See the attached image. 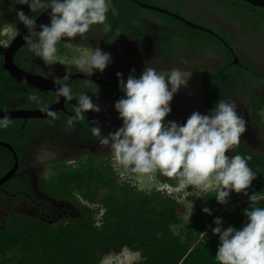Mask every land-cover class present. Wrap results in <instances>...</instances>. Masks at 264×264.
<instances>
[{
	"label": "clouds",
	"instance_id": "clouds-1",
	"mask_svg": "<svg viewBox=\"0 0 264 264\" xmlns=\"http://www.w3.org/2000/svg\"><path fill=\"white\" fill-rule=\"evenodd\" d=\"M13 3L26 5L31 14L39 12L41 15L50 10L48 12L49 23L40 24L39 30H37L36 18L33 15H26L22 10L14 9L16 21L26 29L22 39L27 44L28 52L39 58L45 65H53L58 62L57 46L59 42L85 50L80 54L71 56L67 60L68 64H63L66 66L64 67L65 74L62 77H51L55 86L53 93L56 102H59L60 98L65 101L64 111L67 110V103H73L74 99L76 101L75 105L71 106L72 115L66 117L65 120L68 127H71L75 121L85 119L84 114L88 111L94 112L95 115L101 118L106 116L108 121L116 119L115 112L108 105L102 102H99L98 105L93 103L92 96L89 95V93H92L93 96L100 93L97 96L100 97L103 89L106 88L104 84H101L104 82L92 76L94 72L108 71L112 77L107 80L109 82L118 81V89L123 93L122 97L113 105L114 110L118 113V119L121 120L114 122L122 123L121 126L114 132H109L106 136L101 135L99 126L90 127L91 134L97 137L98 145L108 148L109 151L104 150L105 154L91 151L90 153L94 154H87L82 158L60 159L63 168L61 170H50L53 171L50 174L52 176L44 180V178L39 179L38 176L50 172L43 171L38 167V165H46L50 162V159L47 161L38 159L42 153H48L43 149L44 146L39 147L40 142L32 140L27 147L19 152L10 144L17 154L19 167V158L23 156V150L32 154L29 171L34 178L38 179L36 185L39 186L41 182L46 185L60 173L87 172L90 170L91 165H82L81 162L85 163L94 158L96 163L103 162L107 164L108 167L104 168H108L115 178H117L116 172L119 174V171L113 167H120L128 172L144 175L140 180V185L147 184L149 188L153 189L152 191L143 188L141 190L125 182L121 183L147 194L160 193L176 201L179 205V195L184 191L192 190L199 193L211 191L214 193L213 196L218 204H225L230 193H243L247 195L248 199V207L243 209L246 223L239 229L232 226L225 228L219 217L213 220L215 226L211 231L213 235L218 236V246H216L213 258L217 264H264V207L256 206V202L264 200V192H254L251 195L247 193V189L255 179V172L248 165L251 157L242 156L235 151L241 142L244 131H249L244 118L237 114L236 102L231 99H219L208 113L201 114L194 111L183 124H178L181 123L178 121H176L177 123L166 121L164 118L171 111L170 101L181 87L187 86L190 75L185 78L182 70L178 68L159 69L158 71L151 66L150 62H146L144 67L141 65L127 68L126 65L129 59L125 60L124 56L116 61L111 59L108 47L104 46L103 42L102 45H99L98 41L105 36L104 32L107 33L110 30L111 26L107 22V14L110 11L113 15L116 13L112 0H13ZM148 16L145 13L141 15V18ZM14 21L15 19H12L1 27L0 45L2 48L0 50L2 53L0 52V54L3 55V59H5L6 48L13 43L22 31L16 29ZM93 26H100L102 30L94 29L91 31ZM134 27L137 28L136 25ZM89 31L94 34L91 35ZM127 31L136 33L138 30L130 28ZM85 35L89 37H85ZM87 42H91L97 47L93 48ZM128 44L127 41L123 42L118 53L126 49ZM98 46L102 47L104 51ZM58 64L60 65L62 62ZM108 64L111 65L106 67ZM112 64H115V66H112ZM130 69L133 71L132 74L128 73ZM122 74H127V78L123 79ZM71 75L73 78L68 83ZM78 75H84L85 77ZM74 78L78 80L85 79V85L83 86L86 89H91L88 85H100V87L95 86L91 91L76 93L70 85ZM88 79L94 80L96 84ZM184 89L191 90L185 87ZM28 99L35 101L40 111L47 117L52 120L56 119L55 112L50 110L47 104L41 103L38 95L30 93ZM10 122L8 116L0 117V129L6 128ZM31 122L33 121L29 123ZM259 122L264 123V121ZM27 126L29 127V124L25 127ZM260 127L263 129L262 125ZM8 150L13 155V152L10 149ZM226 152H231V154L227 155ZM56 155L60 158L57 152ZM109 157H111L113 167L110 164ZM13 159L15 163L14 155ZM14 163L9 166L10 169L6 173L13 168ZM36 168L39 171H36ZM94 169L98 173L104 172L102 168L95 167ZM158 174L174 178L176 183L171 184L162 181ZM10 180L8 181L10 182ZM103 190L106 193L105 189ZM34 193L37 195L36 192ZM81 193L80 190L74 188L72 200L79 202L82 207L85 205L90 206V208L101 206L100 203L92 205L89 203L90 201L83 198ZM53 197L64 200V198L54 195ZM27 200H29V197ZM59 206L51 208L54 212H57ZM202 211L211 214L206 207ZM37 213V219L51 225L54 229L64 228L72 221L70 219L62 222L52 220L47 216L49 214L47 206L39 207ZM85 216L86 213L82 216L79 215L73 221ZM180 217L184 220V217ZM99 218L100 214L97 215L96 220L99 221ZM204 235L210 234L202 232L200 240L203 239ZM124 250H130L138 254L140 260L136 264L141 261L139 252L126 247L119 253L106 255L98 264H101L103 260L111 255L121 254Z\"/></svg>",
	"mask_w": 264,
	"mask_h": 264
},
{
	"label": "trees",
	"instance_id": "trees-1",
	"mask_svg": "<svg viewBox=\"0 0 264 264\" xmlns=\"http://www.w3.org/2000/svg\"><path fill=\"white\" fill-rule=\"evenodd\" d=\"M5 1L16 9L23 11L25 8L29 11L26 5L14 4L13 0ZM140 1L149 4L159 2L160 6H168L171 10L182 14L181 1ZM202 1L206 6L223 13L229 20L239 21L247 31L253 18L260 19L261 25L258 26L260 30L264 24L262 13L264 8L244 0ZM112 5L116 13L113 15L110 11L107 14V22L111 26L107 33L114 43L121 42L128 29H137L134 26H137L142 14L152 11L141 7L134 0H112ZM4 9L6 13V8ZM153 18L158 22H166L169 26L166 29L161 28V35L166 37V44L173 43L175 40L173 33L178 32L177 41L185 40L192 45L208 46L213 51L221 52L225 57L231 56L215 37L200 31L199 28L163 13ZM94 29L102 30L100 26H93L91 31ZM139 31L136 36L143 37ZM143 38L146 40L145 37ZM3 61V55L0 54V108L4 107V99L7 95L28 97L33 93L38 95L42 103L51 99L53 93L50 91H42L33 86L25 87V84L12 77L3 68ZM222 71L220 69L215 74L209 73L206 77H212V82L213 77L216 79ZM83 85H85L83 79H75L71 87L75 92L77 89L81 90ZM28 103L34 104L35 101L29 100ZM62 118H65V112L60 111L56 113L55 120L49 119L57 123ZM10 121L6 128L0 129V138L11 141L14 148L21 152L33 140L31 133L33 127H23L22 121L11 119ZM75 124L78 123L74 122L72 126ZM235 151L242 156L251 157L248 165L255 172V179L251 182L247 193L251 195L254 192H264V153L254 151L242 138ZM0 156L9 162V166L13 165V155L7 148L0 146ZM81 164L91 165L90 170L84 173L81 171L60 173L45 185L46 190L51 195L69 200L74 195L73 189L76 188L82 192L85 200L90 201L89 203L92 205L100 203L101 206L97 208L83 206V213H86L84 218L79 217L59 229H54L40 219L34 220L35 218L31 216L15 213L13 217L15 225L0 231V264H98L106 255L119 253L126 247L140 253L141 261L138 264H217L213 257L218 246V236L204 235L200 240L199 234L205 224L203 217H207V221L213 219L211 214L204 213L202 209L206 205L209 208L224 206L221 220L225 228L232 226L239 229L246 220L243 209L248 207V199L243 193H230L225 204H218L211 191L206 193L204 200L200 197L196 198L192 207L193 214L188 223L178 215L181 208L176 201L160 193L147 194L118 182L113 173L108 168H104L108 167L107 164L96 163L94 158ZM95 167L102 168L104 172L98 173ZM158 177L162 181L176 183L174 178L159 174ZM23 186L21 183V187ZM26 191L35 201H41L31 187L30 190L25 189V193ZM101 191L103 192L100 193ZM236 203L239 205L233 206ZM256 206L264 207V200L256 202ZM98 214H100L99 221L96 220ZM177 227L178 230L186 231L184 237L176 233Z\"/></svg>",
	"mask_w": 264,
	"mask_h": 264
},
{
	"label": "flooded vegetation",
	"instance_id": "flooded-vegetation-1",
	"mask_svg": "<svg viewBox=\"0 0 264 264\" xmlns=\"http://www.w3.org/2000/svg\"><path fill=\"white\" fill-rule=\"evenodd\" d=\"M176 1L182 2L181 13L183 15L166 6L161 8L180 15L186 21L204 27V29L199 30L215 37L229 51L231 56L225 57L221 52L213 51L208 46L192 45L185 40L177 41L178 32L173 33V36L175 35V38L173 37L175 39L173 40L174 42L166 44V37L161 35V28H169L167 23L158 22L154 18L145 19V17L139 20L137 30H141L139 32L142 33V36L146 40L143 37L136 36L138 31L135 33V36L132 32L126 31L123 40L119 44H113L114 41L110 37V34L106 33L98 41L99 45H102L103 42L104 46L108 47L111 59L115 61L123 56L125 60L129 59L126 65L127 68L141 65L144 67L146 62H150L151 66L155 67L158 71L159 69L169 70L178 68L182 70L185 77L189 75V77H195L194 75H197L199 83L195 88L196 90H190L187 86L185 88L190 91L180 88L170 101L171 111L164 119L166 121H178L181 122L178 124H183L194 111L201 114L208 113L219 99L234 100L237 105V114L244 118L247 128L249 127V131L245 130L244 133L247 135L254 133L256 136L253 146L250 147L254 151H257V153H264V123L259 122L264 121L262 114V110L264 109V55L262 52V48H264V24L260 30L258 28L261 25L260 19L253 18L249 24V31H247L239 21L229 20L223 13H219L213 8L206 6V3L202 0ZM194 7L198 8V12L189 10ZM4 8H6V13ZM14 9L16 8L11 3L0 0V32L1 27L12 19H15L16 29L20 31L25 29L22 24L16 21ZM23 12L26 15H33L34 18L40 15L39 12L31 14L26 9ZM189 13L194 14L200 22L192 19ZM262 13L264 15V11ZM90 33L91 35L94 34L93 32ZM85 37L89 36L85 35ZM125 41L129 44L126 49L118 53L121 44ZM0 48H2L1 45ZM26 48L27 44L25 42L14 56L13 60L18 67L27 72L48 78L55 76L57 73L60 76V65L58 63L45 65L39 58L34 57L28 52ZM0 52L2 53L1 50ZM256 53L260 59L258 57H251ZM243 54L247 55L244 56ZM220 69L223 71L219 73L216 79L213 77L212 84V77L209 76L208 78L206 75L209 73L215 74ZM62 74L64 75L65 72ZM92 76L104 82L101 84L106 86L100 97H97L100 93H96L94 96L92 93H89L92 96L93 103L98 105L99 102H102L108 105L115 112V120L108 121L106 116L101 118L95 115L94 112L88 111L84 114L85 119L75 121L78 124L68 127L65 120L66 117L72 115L71 106L75 105V99L73 103L66 104V111H58L65 112V118L59 119L57 123L51 121L50 117L41 119L9 118L15 121H22L23 127L28 124L33 127L31 132L33 140L40 142L38 146H44L43 149L53 156L48 164L38 165L41 170L44 171L45 167H47L45 169L47 171L52 169L61 170L63 167L61 166L60 159H68L69 157L82 158L87 154H94L90 153L91 151L102 154H105V149L109 151L108 148L98 145L97 137L91 134L90 127L99 126L101 135L106 136L109 132H114L121 126L122 123L114 122L121 120L118 119V113L114 110L113 105L122 97L123 93L118 89V81L109 82L107 80L112 77L108 71H103L102 73L94 72ZM127 76V74H122L123 79H126ZM72 78L71 75L69 80ZM75 79L77 78H74L70 85L74 83ZM88 80L95 82L94 80ZM223 80L224 83H222ZM28 86L30 85L25 84V87ZM83 88L81 87V90L77 89L75 92L91 91V89H86L84 86ZM50 93L53 92L50 91ZM28 101V97L25 95L17 97L7 95L4 99V107L0 108V111L25 109ZM55 101L53 93L49 100V107ZM30 121H33L35 126L33 122L29 123ZM260 125L263 126V129ZM56 152L60 158L57 157ZM225 154L230 155L231 152H226ZM31 155L26 150H23V156L19 158L20 167L17 175L11 178L10 182H5L0 186V231L15 225L13 219L15 213L19 215L25 214L35 218L34 220H39L37 219L39 207L47 206L49 211L47 216L58 222L66 219L73 221L77 216L84 215L83 207L79 202L73 201L72 198L69 200H59L36 185L38 179L34 178L33 174L29 171ZM9 169V162L3 156H0V170H3L2 173L0 172V178ZM21 183H23V187H21ZM30 187L33 192L37 193L38 199L41 200L40 202H35L34 198L27 191L25 193V189L30 190ZM27 196L30 201L27 200ZM54 206H59L57 212L52 210L51 207Z\"/></svg>",
	"mask_w": 264,
	"mask_h": 264
},
{
	"label": "rangeland",
	"instance_id": "rangeland-1",
	"mask_svg": "<svg viewBox=\"0 0 264 264\" xmlns=\"http://www.w3.org/2000/svg\"><path fill=\"white\" fill-rule=\"evenodd\" d=\"M185 4H187V2H185ZM151 5L158 6V7H163L162 5L160 6V3L159 2L158 3L157 2H153ZM166 7H168V6H166ZM189 10L190 11H197L198 12V8H196V7L192 8V9H189ZM189 14H191V13H189ZM147 15H149V16L148 17H145V19H151V17L159 16L160 13H158L156 11H150V12L147 13ZM191 16H192V19H194L197 22H200L199 19L194 14H191ZM204 24H206V23H204ZM132 33L134 34L135 32H132ZM87 44L90 45V46L92 45L93 48L97 47V46H94L91 42H87ZM99 48H101V50H102V47H99ZM57 49H58V53H57L58 62L57 63H61L62 62V64H60V67H59L60 68V72H59L60 73V76L58 75V73L55 74V76L62 77L63 76L62 73L65 71V68L64 67L66 66V65H63V64H68L67 63V60L71 56L80 54V53H82L85 50L82 49V48L65 45V44H63L61 42L58 43ZM102 51H104V50H102ZM262 52H263V55H264V48H262ZM243 55L246 56L247 54H243ZM251 57H258L260 59V57H259V55L257 53L255 55L251 56ZM109 65H111V64H108L106 67H108ZM112 66H115V64H112ZM128 73L129 74H132L133 73L132 69H130L128 71ZM194 76L195 77H189L188 80H187V84L186 85H187L188 89L194 90L197 87L198 83H199V78L197 77V75H194ZM185 78H187V77H185ZM94 84H96V82H94ZM88 86L91 89H93L95 86L97 88L100 87V85H93V86L88 85ZM184 87H181V89H184ZM44 104H47V106L49 107V101H47ZM23 110H40V109H39L37 103L35 102L34 104L27 103L25 109H23ZM262 114L264 116V109L262 110ZM0 141L6 142L8 144H11L12 143L11 141L6 140V139H2V138H0ZM45 147H47V146H45ZM51 158H53V156L51 154H48V153H45V152L42 153L38 157V159L40 161H47V160H49ZM109 160H110V164L113 167V162L111 160V157H109ZM46 168L47 167H45L44 170ZM113 168H115L117 171H119V174H117V172H116V177H117L118 181L128 183L131 186H133L135 188H139L141 190H142V188L143 189H146L147 191H152L153 190L152 188H149L147 184H143L142 186L140 185L141 184L140 180H141V178L144 175L142 176V175H139V174H134V173L128 172V171H126V170H124L123 168H120V167H113ZM36 171H39V169L36 168ZM0 172L2 173L3 170H0ZM32 172H35V171H32ZM52 172L53 171L46 172L43 175H38L39 176V179L44 178V180H47L48 177L50 176V174ZM39 187L42 190H44V191L47 192L45 183H43V182L39 183ZM199 197L204 200L205 197H206V193H199V192H195V191H192L191 190V191H184V192H182L179 195V201H180V206H181L180 216L184 217V220L186 222H188V223H189V221L191 219V215L193 214L192 207L194 206V203H195L194 202L195 201L194 198L196 199V198H199ZM240 198L243 199L242 197H240ZM238 205H239V203H236L233 206H238ZM205 207L210 210V213L213 216V219L210 220V221H207V217H203V220L205 221L204 222L205 224L203 225V229L200 231V234H202V232L203 233H209L210 235H212L214 237L216 235H213L212 234V231H211V229L215 226L214 223H213V220L215 218H217V217H219L221 219V216L223 215V211L225 210V207L223 206L222 208H220V207L218 208L217 206H214V208H211V207L209 208L208 205H206ZM230 208L233 209L232 207H230ZM244 223H246V221H244ZM223 227H225L224 226V222H223ZM176 233L178 235L179 234H182V236L184 237V235L186 234V231H183L181 229L180 230L177 229L176 230ZM183 237H182V239L184 240ZM198 240H199V238H198ZM139 260L140 259H138V254H135V253H133L130 250H124L119 255H111V256L107 257L105 260L102 261L101 264H136Z\"/></svg>",
	"mask_w": 264,
	"mask_h": 264
},
{
	"label": "water",
	"instance_id": "water-1",
	"mask_svg": "<svg viewBox=\"0 0 264 264\" xmlns=\"http://www.w3.org/2000/svg\"><path fill=\"white\" fill-rule=\"evenodd\" d=\"M135 1L143 8L153 10V11H157V12L164 13V14H168V15H172L174 17L179 18L182 21H185L186 23H188L189 25H191L193 27H196L199 29H204V27L199 26L197 24H194L192 22L186 21L180 15L174 14V13H172L166 9H163L161 7L154 6L151 4H147V3H142V2L137 1V0H135ZM244 1L250 3L254 6L264 8V0H244ZM49 11L50 10H47L46 12L42 13L39 17L36 18L35 24L37 25V30H39L40 24H48L49 23V17H48ZM25 32H26V29H23L21 31V33L15 38L13 43L8 48H6L3 66L13 77L18 79L19 81L26 83L28 85H31L35 88H38L39 90H42V91L54 92L55 86H54L51 78L27 72L26 70H23L22 68L18 67L13 60V57L16 54L17 50L25 43V41L22 39V35ZM210 32H212V31H210ZM78 76L85 77L84 75H78ZM70 81H71V79L68 81V83ZM64 104H65L64 99L60 98L59 102L55 101V103L53 105H51L49 108H50V110L54 111L55 113L59 110L64 111L65 110ZM2 116H8L9 118H24V119L47 117L40 110H23V109L11 110V111H0V117H2ZM242 138L244 139V141L247 142L248 145L253 146V142L255 141L256 136L254 135V133L252 135H248V136L246 135V133H244V134H242ZM0 146H5L8 149H10L13 152V155L15 157V163H14L13 168L0 179V186H1L3 183H5L9 179H11L13 176H15L16 171L18 170V167H19V162H18L17 154L15 153L14 148L10 144H8L6 142H0Z\"/></svg>",
	"mask_w": 264,
	"mask_h": 264
}]
</instances>
